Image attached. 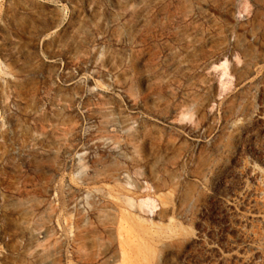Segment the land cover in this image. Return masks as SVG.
Wrapping results in <instances>:
<instances>
[{
    "label": "rangeland",
    "instance_id": "1",
    "mask_svg": "<svg viewBox=\"0 0 264 264\" xmlns=\"http://www.w3.org/2000/svg\"><path fill=\"white\" fill-rule=\"evenodd\" d=\"M0 264H264V0H0Z\"/></svg>",
    "mask_w": 264,
    "mask_h": 264
}]
</instances>
